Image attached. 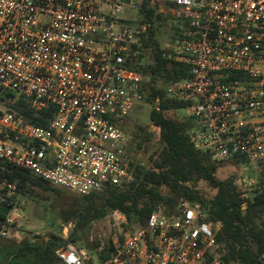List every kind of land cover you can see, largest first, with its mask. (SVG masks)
I'll list each match as a JSON object with an SVG mask.
<instances>
[{
  "label": "built area",
  "instance_id": "obj_1",
  "mask_svg": "<svg viewBox=\"0 0 264 264\" xmlns=\"http://www.w3.org/2000/svg\"><path fill=\"white\" fill-rule=\"evenodd\" d=\"M142 7L151 21L159 14L177 21L166 57L187 70L164 86V98L185 104L189 143L213 163L255 165L258 179L248 185L264 190V0H0V97L10 92L34 111L53 108L40 127L0 107V163L79 196L132 181L130 138L115 124L160 85L139 70L140 36L151 26ZM126 8H137L138 18L120 17ZM15 195L0 181V198L11 204ZM8 208L0 237L19 218ZM104 219L109 258L93 261L63 239L59 263L232 264L218 258L220 222L208 223L187 201L174 217L154 211L132 230L116 210ZM106 239L93 241L96 255Z\"/></svg>",
  "mask_w": 264,
  "mask_h": 264
},
{
  "label": "trees",
  "instance_id": "obj_2",
  "mask_svg": "<svg viewBox=\"0 0 264 264\" xmlns=\"http://www.w3.org/2000/svg\"><path fill=\"white\" fill-rule=\"evenodd\" d=\"M141 10L145 11V19L151 22L153 12L143 7ZM140 42L141 49L148 53V59L139 66V70L150 74L152 79H158L162 85L151 87L146 98L152 103L158 97L157 106L148 115L149 121L159 128V149L150 160L149 167L133 161L129 163L132 181L127 186L106 188L88 196L68 195L26 170L3 163H0V181L13 184L16 194L21 196L30 194L33 189L54 194L60 222L73 225L75 235L70 242L77 238L89 251H94L96 243L87 242L85 233L93 222L103 220L111 211L116 210L125 217L126 227L137 228L154 211L169 218L174 217L179 203L187 201L199 206L208 223L220 222L215 239L219 245L218 258L222 262L263 264L264 190L255 185L249 196L243 197L231 178L220 180L216 177L220 167H239L241 160L216 164L207 155L193 149L187 136V131L192 127L191 120L188 117L177 120L167 116L168 112L184 109L185 104L164 98V86L182 79L187 66L166 57L169 49H160L152 40L151 26L147 29L146 37L140 36ZM0 107L40 127H44L53 114L50 106L34 111L21 97L10 92L0 97ZM137 130L143 131L141 127ZM200 184L206 185L213 194L208 196ZM12 205L14 200L7 204L1 196L0 207ZM3 216L0 213V217ZM63 243L59 236L46 233L33 236L30 240L21 238L2 244L0 264H60L55 251ZM111 252V241L106 239L105 248L97 258L106 260Z\"/></svg>",
  "mask_w": 264,
  "mask_h": 264
},
{
  "label": "rangeland",
  "instance_id": "obj_3",
  "mask_svg": "<svg viewBox=\"0 0 264 264\" xmlns=\"http://www.w3.org/2000/svg\"><path fill=\"white\" fill-rule=\"evenodd\" d=\"M139 16L137 8L125 9L121 12L120 17H131L137 19ZM159 17V18H158ZM177 21L171 17H165L161 14L155 16L151 21V38L160 49L172 48L177 40ZM148 59V53H143ZM144 60V59H143ZM162 86L161 83L159 85ZM158 86V87H159ZM152 104L146 103L139 105L131 111L126 117L116 122V127L121 129L129 136L128 153L134 163L149 167L150 160L155 157L159 149V131L148 119L149 111ZM168 117H174L177 120H183L187 117L185 109H178L174 112H168ZM141 127L143 131L137 130ZM216 177L220 180L231 178L237 190L243 193L244 197H248L254 186H249L250 180L258 179L257 168L253 164L244 163L239 167L225 165L220 167L216 172ZM202 190L208 196L213 194L206 185L200 184ZM61 189V188H60ZM164 191V188H162ZM61 192L71 195L72 192L61 189ZM14 207L19 218L14 223L13 228L7 231L5 237H0V246L13 241H19L21 238L30 240L33 236H43L50 233L66 240L73 230V225L66 227L58 218L57 197L48 192L33 189L30 194L21 196L15 195ZM56 207V208H55ZM135 226L127 230L134 229ZM66 228L65 232L63 229ZM109 235V227L106 220L93 222L85 237L87 242L94 240L106 239ZM76 247L84 249L93 261L97 259V255L93 251H89L83 247V242L76 238L73 242Z\"/></svg>",
  "mask_w": 264,
  "mask_h": 264
},
{
  "label": "water",
  "instance_id": "obj_4",
  "mask_svg": "<svg viewBox=\"0 0 264 264\" xmlns=\"http://www.w3.org/2000/svg\"><path fill=\"white\" fill-rule=\"evenodd\" d=\"M125 3H127V0H124ZM8 207L7 206H3V207H0V213L5 215L7 214L8 212ZM75 235L74 232L71 233V235L65 240V242H70V240L72 239V237Z\"/></svg>",
  "mask_w": 264,
  "mask_h": 264
}]
</instances>
